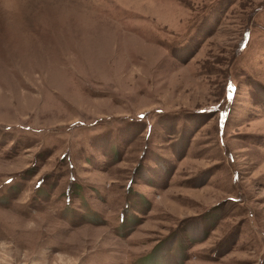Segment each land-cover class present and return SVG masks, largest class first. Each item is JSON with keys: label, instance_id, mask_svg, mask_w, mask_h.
I'll return each mask as SVG.
<instances>
[{"label": "rangeland", "instance_id": "obj_1", "mask_svg": "<svg viewBox=\"0 0 264 264\" xmlns=\"http://www.w3.org/2000/svg\"><path fill=\"white\" fill-rule=\"evenodd\" d=\"M0 259L264 264V0H0Z\"/></svg>", "mask_w": 264, "mask_h": 264}, {"label": "clouds", "instance_id": "obj_2", "mask_svg": "<svg viewBox=\"0 0 264 264\" xmlns=\"http://www.w3.org/2000/svg\"><path fill=\"white\" fill-rule=\"evenodd\" d=\"M0 264H9V261H6L4 259H0Z\"/></svg>", "mask_w": 264, "mask_h": 264}]
</instances>
